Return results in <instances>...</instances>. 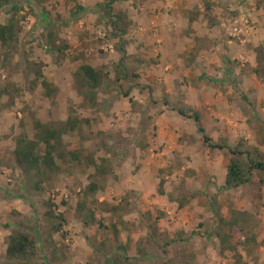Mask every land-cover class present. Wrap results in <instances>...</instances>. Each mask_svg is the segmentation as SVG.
<instances>
[{
	"label": "rangeland",
	"instance_id": "374dc122",
	"mask_svg": "<svg viewBox=\"0 0 264 264\" xmlns=\"http://www.w3.org/2000/svg\"><path fill=\"white\" fill-rule=\"evenodd\" d=\"M79 1L94 6V0ZM99 1L95 14L101 21L89 26L71 14L73 0H14L0 7V25L14 18L21 27L11 72L0 61L3 80L13 84L0 99V262L11 230L25 220L42 260L52 263L41 246L51 201L66 218L54 236L66 255L59 264H112L115 256L129 264H264V173L221 192L217 185L230 156L210 149L193 120L171 111L197 112L214 144L244 143L259 149L264 163V0ZM149 2L157 4L150 12ZM185 4L198 20L205 16L204 24L217 14L222 24L223 31H214L216 43H198L213 55V65L202 61V82L200 68L165 71L154 61L158 52L141 53L135 46V34L144 33V23H138L148 12L156 20L168 19ZM118 6L136 15L135 22L127 18L129 23L119 26ZM168 25L178 28L172 21ZM153 30L150 35L157 38V26ZM139 57L143 61L135 62ZM85 65L107 76L93 101L76 86L75 72ZM203 87L215 102L199 99ZM70 118L78 123L60 136L58 148L66 156L57 160L60 172L48 175L41 194H27L14 159L16 140H38L35 124L61 130ZM71 151L79 153L78 163L69 158ZM92 184L96 190L84 196ZM81 198L95 216L92 227L77 212ZM229 205L244 214L257 237L256 245L242 248L244 239L234 233L235 256L222 251L213 214Z\"/></svg>",
	"mask_w": 264,
	"mask_h": 264
},
{
	"label": "trees",
	"instance_id": "16d2710c",
	"mask_svg": "<svg viewBox=\"0 0 264 264\" xmlns=\"http://www.w3.org/2000/svg\"><path fill=\"white\" fill-rule=\"evenodd\" d=\"M14 0H0V7L2 5H10ZM16 10V8L14 7ZM21 31L19 22L11 18L6 25H0V61L1 68L8 72L13 69L14 53L18 44V34ZM59 52H62L57 47ZM39 70L36 77H41ZM76 86L79 90L85 91L91 98H95V92L99 91L105 83L106 74L98 71L91 66H81L75 72ZM120 77L117 78V81ZM43 87L48 93H51L50 86L45 81L42 82ZM13 84L8 79L2 78L0 69V99L8 96L9 89ZM169 106L168 102L164 103ZM171 111L176 112L180 117L193 120L196 124L198 133L202 136L204 144L210 149L218 151H226L230 156L225 177V190H234L249 184L255 172L264 173V163L262 161V154L257 148H248L244 143L236 147L229 145L214 144L210 139L205 129L200 123V116L197 112L184 110L181 108H171ZM77 121L68 119L67 123L58 129H54L40 124H35V128L39 130L38 140H29L25 137H20L15 142V150L13 152L15 163L20 170L23 177V186L27 194L35 196L41 194L43 187L47 182L48 175H56L60 172L58 161H64L66 156L61 152L58 146L61 140L60 136L67 132L75 131ZM40 147L43 149V154H40ZM71 161L79 162V153L77 151L68 152ZM100 173V172H99ZM96 187L92 184L84 192V196L88 192H94ZM86 199L81 198L77 206V212L87 227H92L96 224L94 214L86 205ZM49 202L48 212L45 214V219L49 223L48 230L43 234L41 246L47 251V255L52 263L42 260L41 251L38 245L36 234L33 229L26 223L25 220L17 221L15 228L10 232L7 239V247L5 258L0 264H59L66 259V255L59 248L54 240L56 234L61 233L63 224L66 218L62 214L56 213L55 204ZM243 224V225H242ZM123 228L126 224L123 223ZM227 231V232H226ZM238 231L243 242H239L242 248H247L251 245L257 244V237L250 228L246 217L239 211L231 210V218L229 221L218 220L217 235L221 242L223 252H231L234 256L237 254V245L232 242L233 234ZM117 229L115 228V233ZM120 250V249H119ZM129 260L123 257H114L112 264H129Z\"/></svg>",
	"mask_w": 264,
	"mask_h": 264
},
{
	"label": "crops",
	"instance_id": "0c3cea01",
	"mask_svg": "<svg viewBox=\"0 0 264 264\" xmlns=\"http://www.w3.org/2000/svg\"><path fill=\"white\" fill-rule=\"evenodd\" d=\"M73 1H74V4H76L73 12H71V14L74 17L84 18V20L87 21V24H86L87 26H89V23H91V24L92 23H99L101 21L100 18L98 17L99 14H97V13L95 14V10H97L96 6L100 3L99 0H94V6L93 7H89V5L91 3L87 4L88 5L87 6L82 1H79V0H77V1L73 0ZM180 2L182 5L183 2H188V1L187 0H180ZM66 4L67 3L65 2V5ZM149 4H150L148 7L149 12H150V9L157 8L156 2H149ZM185 5H186V7L184 8V11H183V9H181V13H173L170 15V18H168V19H166L165 17H162V18H158L156 20L148 12L144 16V18H142V20H140V22L138 23V25H141V23H144L143 24V30H141V31H144V33L135 34V39L137 41V44L135 46H137L138 50L141 53H147L148 52V54H150V52H158L157 54H159L160 56L157 57L158 60H157V58H155L154 61L155 62L159 61V66H161V68L165 71H168L169 69L173 70L175 68L179 69L182 66L189 68V70L192 68L193 69L200 68L201 70H203V72H201L200 75L197 76V81L202 82V79L206 76V74H204L205 73L204 67H206L204 65V63L205 62L210 63V61H212V60H210L209 57H212L213 55H210L205 50L199 49L197 47L198 43H200V41H204L206 39L210 40L211 43H216V41H217L216 38H218V37L215 35L217 32H214V31L217 30L219 33H220V31H223L221 28L222 24L220 22L218 23L219 14H217L218 18L216 15L212 16L213 20H212L211 24H209L210 23L209 21L207 22V25H206V23L204 24V22H206L205 16H203V18L198 20L197 16H194L193 14L189 13L190 12L188 9L189 5H187V4H185ZM118 7L119 8H118V14L117 15L119 16L118 19H120L119 26H121L125 23H129L128 19L130 21L135 22L136 15L125 12L124 10H122L121 6H118ZM185 10L187 12H185ZM86 16H88V17H86ZM126 19H127V21H126ZM163 19H165V21ZM123 21H125V23ZM169 21L170 22L172 21L173 26H176L178 28L180 26H182L184 28V30H180L178 28H175V30L172 31V29H170V27L168 25ZM166 25H167V27H166ZM154 26L155 27L157 26V30H156V32L158 33L157 38L154 37L155 35H153V37H151V35H150L151 32L154 31L153 30ZM219 29H220V31H219ZM155 42H158L161 45L155 47ZM80 44H82V42H80ZM129 46L133 47L132 44H129ZM127 49H128V46H127ZM127 49H126V51H127ZM128 51H129V49H128ZM204 52H206V56H204V59H202V58L199 59L198 57H202V54H204ZM194 54H196L195 60H193ZM141 61H143L142 57H139V59L137 58L135 60V62H138V63H141ZM202 61H205V62H202ZM211 65H213V64H211ZM88 66H90V65H88ZM207 70H209V69H207ZM166 83H169V82H166ZM195 84H197V83H195ZM252 84H254V83H252ZM255 88H256V86H255ZM258 89L260 90V88L257 87L256 90H258ZM166 92L171 93L169 87H168V90ZM202 92L203 93H202L201 97H199V99L201 101L208 102V103H210L212 101L215 102V100H213V97L211 96L210 92H207V94H205V88L204 87L202 88ZM205 132H206V130H205ZM210 139L213 140L214 138L211 137ZM225 177H226V174L224 172L223 177H221V181L217 185V187L219 189H221V192L222 191H226V192L231 191V190H225L224 189ZM203 197H205V196H203ZM202 201H203V204L206 203L208 206L207 198H204V200H202ZM222 205H224V204H222ZM221 209H223V206L221 207ZM194 210L196 212L198 211L197 206L194 207ZM227 210H229L230 212ZM227 210H225V211L222 210L223 212L221 211V213L218 210H217V213L214 211L213 214H214L215 219L217 218L218 220L222 219L225 221H229L231 218V210L238 211V210H236V208L234 209V205L233 206L229 205V208Z\"/></svg>",
	"mask_w": 264,
	"mask_h": 264
},
{
	"label": "built area",
	"instance_id": "2783aa9c",
	"mask_svg": "<svg viewBox=\"0 0 264 264\" xmlns=\"http://www.w3.org/2000/svg\"><path fill=\"white\" fill-rule=\"evenodd\" d=\"M235 31H237V30H235Z\"/></svg>",
	"mask_w": 264,
	"mask_h": 264
}]
</instances>
